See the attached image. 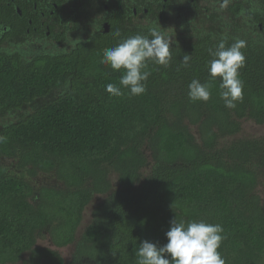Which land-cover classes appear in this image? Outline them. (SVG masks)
<instances>
[{
    "label": "trees",
    "instance_id": "1",
    "mask_svg": "<svg viewBox=\"0 0 264 264\" xmlns=\"http://www.w3.org/2000/svg\"><path fill=\"white\" fill-rule=\"evenodd\" d=\"M243 5L190 20L167 6L152 10L150 26L114 7L109 33L65 36L77 44L64 52L0 51V264H136L134 249L166 243L175 216L222 225L226 264H264V136L245 135L249 124L264 127V17ZM159 25L173 37L170 64L149 62L145 93L110 96L105 86L123 72L99 63L112 33ZM222 38L245 41L234 109L206 67ZM193 79L210 84L207 102L189 99Z\"/></svg>",
    "mask_w": 264,
    "mask_h": 264
},
{
    "label": "clouds",
    "instance_id": "2",
    "mask_svg": "<svg viewBox=\"0 0 264 264\" xmlns=\"http://www.w3.org/2000/svg\"><path fill=\"white\" fill-rule=\"evenodd\" d=\"M228 3L229 0H223L221 8H226ZM166 30L159 25L149 28L147 35L136 34L126 38H121L119 30L112 33L117 38V43L103 50L99 63L113 71L123 69V72L118 84L108 83L105 86V91L110 96L122 97L125 95L124 90H127L129 96L145 93L146 82L151 75L147 70L149 62L165 67L170 64L173 37L166 34ZM84 33L85 37L86 34L93 35L89 30ZM244 47L243 40L237 39L229 45L222 38L215 49H208V54L212 57L206 65L210 80L220 79L219 98L229 109H234L236 102L242 99L243 84L239 78V70L246 62L242 51ZM190 60L191 54H184L182 65L187 67ZM188 97L192 102H207L211 98L210 84H202L198 79H193L188 85ZM3 139L0 137V141ZM223 232L220 224L202 220L185 221L175 216L165 233L166 243L160 245L143 240L134 249L136 264H226L218 251L224 239Z\"/></svg>",
    "mask_w": 264,
    "mask_h": 264
},
{
    "label": "flooded vegetation",
    "instance_id": "3",
    "mask_svg": "<svg viewBox=\"0 0 264 264\" xmlns=\"http://www.w3.org/2000/svg\"><path fill=\"white\" fill-rule=\"evenodd\" d=\"M86 1L87 5H93L90 19L85 12L77 10ZM167 6L173 14L178 11L183 15L190 12L197 14L199 0H0V51H19L28 59L61 53L77 44L76 41H66L65 36L85 38L83 28L79 27L84 22L91 32L99 27L101 33H109L111 22L117 21L113 17L115 10L111 11V8H117L120 18L130 20V14L134 24L150 26L158 24V16L152 10L161 13ZM71 13L73 20L67 17ZM24 28L25 35L21 37L8 35L13 30L17 32ZM61 34L65 35L62 37Z\"/></svg>",
    "mask_w": 264,
    "mask_h": 264
},
{
    "label": "crops",
    "instance_id": "4",
    "mask_svg": "<svg viewBox=\"0 0 264 264\" xmlns=\"http://www.w3.org/2000/svg\"><path fill=\"white\" fill-rule=\"evenodd\" d=\"M222 1V2H221ZM241 3V4H244L243 5V8L242 10L244 9V11H251L252 13H255V14H261L262 17H264V10L260 8V6H263L264 5V0H229V3L228 5H232L234 3ZM223 3V0H199V6H198V9L200 10H205V8H210V10H212L215 14L217 13H222L224 8H221V4ZM87 4V2H86ZM247 5V7H246ZM93 5H87L85 7H83L84 9H82L81 11L82 12H85L88 17L90 16V9ZM252 6L254 7L255 6V10H252ZM179 10V9H177ZM244 12V13H245ZM243 13V11H242ZM186 15H183L180 11H178V15L179 16H182L181 19H185V18H194L196 16L195 13L193 12H190V13H185ZM198 14V13H197ZM241 17H244V16H241ZM90 19V17L88 18ZM87 19V20H88ZM188 19V20H190ZM246 20V19H244ZM91 21V20H89ZM260 25V29H262V26L261 24Z\"/></svg>",
    "mask_w": 264,
    "mask_h": 264
},
{
    "label": "rangeland",
    "instance_id": "5",
    "mask_svg": "<svg viewBox=\"0 0 264 264\" xmlns=\"http://www.w3.org/2000/svg\"><path fill=\"white\" fill-rule=\"evenodd\" d=\"M260 8L264 10V5L260 6ZM251 9L255 10V6L254 7L252 6ZM245 135H247V136L256 135L259 137L264 136V127H256L253 124H249V125L245 126ZM43 245H47V244L44 242ZM73 251H74V248L69 247V248L63 249L61 251V254L63 257H65L66 261H70Z\"/></svg>",
    "mask_w": 264,
    "mask_h": 264
}]
</instances>
